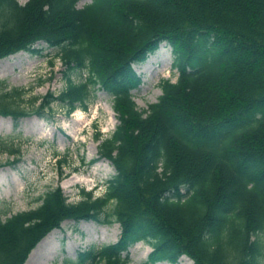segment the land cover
Returning <instances> with one entry per match:
<instances>
[{
    "label": "trees",
    "instance_id": "16d2710c",
    "mask_svg": "<svg viewBox=\"0 0 264 264\" xmlns=\"http://www.w3.org/2000/svg\"><path fill=\"white\" fill-rule=\"evenodd\" d=\"M78 1L0 0V60L43 43L57 50L65 82L56 96L28 100L30 110L20 107L28 90L4 85L0 117L14 126L32 116L48 120L53 104L70 115L106 93L118 124L96 137L95 161H108L115 175L100 196L81 189L80 200L69 203L57 186L36 208L0 220V264H25L65 221L117 223L120 236L63 264H128V249L139 242L152 249L142 264L181 257L259 264L264 0H91L82 8ZM163 43L171 47L176 80L161 81L157 102L139 111L131 92L141 79L133 67ZM0 149L19 156L5 142Z\"/></svg>",
    "mask_w": 264,
    "mask_h": 264
},
{
    "label": "rangeland",
    "instance_id": "374dc122",
    "mask_svg": "<svg viewBox=\"0 0 264 264\" xmlns=\"http://www.w3.org/2000/svg\"><path fill=\"white\" fill-rule=\"evenodd\" d=\"M24 4L26 0H18ZM91 0H79L78 8ZM34 52H20L0 60V89H24L29 94L27 102L20 107L30 110L32 97H43L48 93L58 95L65 86L63 67L57 50L43 43L33 46ZM171 47L165 43L133 68L141 79L140 86L131 92L139 111L156 103L162 92L160 82H175L177 73L172 70ZM74 82L80 80L73 74ZM19 103V102H18ZM52 117L42 120L35 116L21 119L17 125L11 118L0 117V141L5 142L19 156L0 149V220L18 212L28 211L40 204V197L59 186L69 203L80 200L79 191L92 190L95 196L104 193L106 181L115 175L113 166L106 160H98V135L108 137L118 121L112 110V99L98 91L86 111L79 109L67 115L57 104L51 105ZM15 157L20 162L15 168L8 166ZM65 160L60 166L57 162ZM95 161V162H94ZM113 206L109 205L107 213ZM120 236L117 223L102 225L93 221L74 223L65 221L59 229L50 232L30 252L25 264H63L65 260H76L77 254L88 249H97L114 244ZM264 264V234L259 235ZM152 249L139 242L128 249L129 263L142 264ZM156 264H169L159 262ZM177 264H194L181 257Z\"/></svg>",
    "mask_w": 264,
    "mask_h": 264
}]
</instances>
